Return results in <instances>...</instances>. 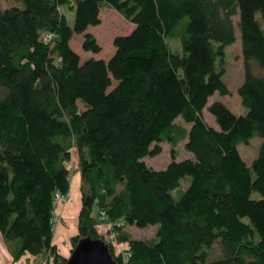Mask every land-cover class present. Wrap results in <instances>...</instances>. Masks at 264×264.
Segmentation results:
<instances>
[{"label": "trees", "instance_id": "1", "mask_svg": "<svg viewBox=\"0 0 264 264\" xmlns=\"http://www.w3.org/2000/svg\"><path fill=\"white\" fill-rule=\"evenodd\" d=\"M104 5L134 25L112 38L108 58L81 59L69 41L79 32L83 49L100 50L87 28L99 24ZM235 14L243 59L236 91L245 112L213 99L207 108L216 127L202 111L214 91L229 92L223 54L235 39ZM255 63L264 69V0L0 5V232L16 245L12 256L65 263L53 243L54 209L68 198L75 148L80 205L72 247L88 235L106 241L117 264H264V71ZM258 135L247 165L237 144ZM181 139L192 156L175 159ZM162 140L171 159L157 169L144 157L160 153ZM183 175L189 183L175 197ZM152 223L151 238L126 229ZM99 224L109 225L108 234ZM215 241L222 254L213 258Z\"/></svg>", "mask_w": 264, "mask_h": 264}, {"label": "rangeland", "instance_id": "2", "mask_svg": "<svg viewBox=\"0 0 264 264\" xmlns=\"http://www.w3.org/2000/svg\"><path fill=\"white\" fill-rule=\"evenodd\" d=\"M13 0H0V5L3 7L9 6ZM60 10L64 12L67 23L70 25L73 23V16L74 12L70 10L67 5H61ZM237 19L238 15H234L233 22H234V34L235 39L232 41V43L227 44L224 47V54H223V74H222V80L226 82L229 88V92L227 94L221 95L217 91H214L212 95L208 97V100L206 101L205 106L203 107V116L205 120L210 124L211 126L218 127L217 121L215 120L214 115H212L209 111L207 106L210 102L213 101V99H219L220 101L227 102L229 105L230 110L233 113H243L245 112V107L240 101V96L238 92L236 91L237 85L241 82V79L243 77V59L241 56V48H240V37H239V28L237 26ZM99 24H89L87 30L91 31L99 44H101V48L99 51L94 52L92 50H85L82 48L80 42L82 40V33H74L69 41L72 48L78 53V55L81 56V59L88 58L90 56H94L95 58H108L111 55V52L114 50V44L112 43V38L115 35L122 34V33H128L132 29L134 23L125 19L122 14H120L117 10H115L111 6L104 5L101 7L99 12ZM167 40L169 42L170 48L172 50H179L180 49V42L178 39L167 37ZM255 69L258 71H264L258 64L255 63ZM115 82V80H113ZM82 104L79 103V107L81 108ZM177 123H182L184 126H187L186 123L182 120L181 117H177L175 120ZM263 139L262 136H254L249 139V142L243 143L238 142L237 147L239 149L241 157L244 159L247 165L250 164L253 157L256 156L259 143ZM185 139H181L176 145L177 155L175 159H182V157L186 156H192V153L185 149L184 144ZM161 149L160 153L155 155H149L144 157V161L147 162V164L152 165L154 168L160 169L161 167H164L169 160L170 157V145L168 141L162 140L160 141ZM69 165L72 166L71 160L69 161ZM77 170V168H75ZM73 176V175H72ZM71 176V180L73 177ZM77 179V176H76ZM189 175H183L179 179V185L176 186L172 191L171 194H173L175 197H178L180 193L184 190V188L189 183ZM75 180L73 181V183ZM78 182V181H77ZM80 185V179L79 183ZM78 185V187H79ZM80 190V187H79ZM93 213L95 214L97 212V208H93ZM76 220V219H75ZM58 225L63 224L64 220L61 216L57 215L55 220ZM74 224V222H73ZM77 224V220H76ZM156 223L152 224H146L141 227L136 226L135 224H130L126 226V229L130 231L132 236L134 237H146L151 238L155 234L156 231ZM102 225L99 224L98 228H101ZM74 234L76 233V228ZM104 234H108L107 232H103ZM62 243V241H61ZM64 243L57 245L58 250L61 248H66V246L62 247ZM67 244L69 246L68 250L65 253V256L69 255L70 247H72L71 243L67 241ZM66 245V244H65ZM123 246L121 244H113V250L117 252L122 248ZM209 250V256L216 258L219 257L221 252V247H219V244L217 241L213 242L211 246L208 247ZM60 252V250H59ZM61 253V252H60ZM46 264H52V258L45 259ZM38 264H41L38 262Z\"/></svg>", "mask_w": 264, "mask_h": 264}, {"label": "crops", "instance_id": "3", "mask_svg": "<svg viewBox=\"0 0 264 264\" xmlns=\"http://www.w3.org/2000/svg\"><path fill=\"white\" fill-rule=\"evenodd\" d=\"M223 103L227 104V102L222 101ZM228 105V104H227ZM229 106V105H228ZM71 162H72V174L71 176L73 179L70 178L69 183V190H68V198L67 200L59 201L55 205V214L59 215L64 220V225H58V223L54 226V237H53V243H56L57 245L64 243L62 247L66 246V248L59 249L61 254L66 253L69 246L67 244V241H69V238L71 235L74 234L75 228H76V217L78 214V208L80 205V190L78 187L79 183V172L75 170L77 167V154L75 148H72L71 150ZM189 156V155H188ZM70 176V177H71ZM77 176V179H76ZM75 182L73 183V181ZM78 181V182H77ZM74 222V224H73ZM109 225H102L101 228L97 229L103 233L108 231ZM62 241V243H61ZM66 244V245H65ZM123 247L126 246V243L121 244ZM58 247V246H57ZM16 248V245L12 241L7 242L3 235L0 232V264H38L39 260L42 257H36L29 255L27 252L21 253L18 258H14L12 256L13 250Z\"/></svg>", "mask_w": 264, "mask_h": 264}, {"label": "water", "instance_id": "4", "mask_svg": "<svg viewBox=\"0 0 264 264\" xmlns=\"http://www.w3.org/2000/svg\"><path fill=\"white\" fill-rule=\"evenodd\" d=\"M64 264H117L106 241L90 236L79 237Z\"/></svg>", "mask_w": 264, "mask_h": 264}, {"label": "built area", "instance_id": "5", "mask_svg": "<svg viewBox=\"0 0 264 264\" xmlns=\"http://www.w3.org/2000/svg\"><path fill=\"white\" fill-rule=\"evenodd\" d=\"M112 235H113V233H110V234H109V237H111ZM39 262H40L41 264H46L45 259H40Z\"/></svg>", "mask_w": 264, "mask_h": 264}]
</instances>
